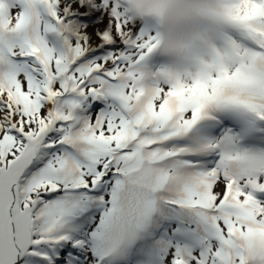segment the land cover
<instances>
[{
    "label": "snow or ice",
    "instance_id": "6c2138e0",
    "mask_svg": "<svg viewBox=\"0 0 264 264\" xmlns=\"http://www.w3.org/2000/svg\"><path fill=\"white\" fill-rule=\"evenodd\" d=\"M0 264H264V0H0Z\"/></svg>",
    "mask_w": 264,
    "mask_h": 264
}]
</instances>
